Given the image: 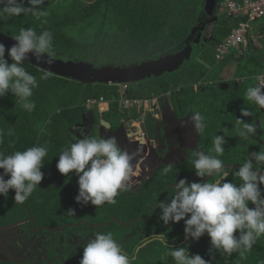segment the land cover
I'll use <instances>...</instances> for the list:
<instances>
[{
  "label": "trees",
  "instance_id": "trees-1",
  "mask_svg": "<svg viewBox=\"0 0 264 264\" xmlns=\"http://www.w3.org/2000/svg\"><path fill=\"white\" fill-rule=\"evenodd\" d=\"M25 5L27 6V0ZM206 6L205 0H45L39 10L0 19V33L12 37L19 34L21 28H32L38 34L47 30L53 35L51 58L55 60H76L96 67H128L179 53L200 32L204 38L205 30L210 25L214 28L209 40L216 46L241 21L247 20L228 19L219 15V11L210 14ZM225 21H231V24L226 26ZM201 23L203 26L198 28ZM5 55L7 58V52ZM231 59L232 57L227 58L219 68ZM204 61L209 63L207 57ZM193 63L188 61L178 71L159 78L129 84L128 95L150 98L168 92L174 94L179 89L173 101L178 98L185 110L199 112L211 125L206 129L208 135L203 137L201 150L210 152L213 138L224 135L227 141L225 152L218 158L225 165L240 167L249 158L250 152L264 150L262 109L248 101L245 95L249 88L245 86L246 83L255 82L259 86L257 77L264 72V47L259 52L246 54L239 59L236 69L238 76L235 80L240 83L227 90L219 88L216 72H209L198 63L192 66ZM210 64L215 65L213 60H210ZM24 67L37 78L39 84L30 98L36 107L28 112L15 102L11 93L0 97V131L4 134L0 152L9 155L34 145H42L47 147L48 154L45 166L41 169L44 179L24 203H15L14 190H9L7 199L0 196V225L18 221L27 215L28 209L31 210L36 224L34 232L27 229L26 234L29 238H47V250L53 264H60L58 256L65 255L61 253L62 249L71 256H77L70 264H79L78 256L82 257L83 254L82 245L96 232L111 233L122 249L130 257H134L132 264H173L171 258L166 256L169 249L163 241L151 239L153 234L162 232L168 235V246L188 245L191 254H200L205 260L211 259V264H264V235L243 256L233 253L231 257H227L215 252L212 258L209 255L211 245L207 234L198 241L190 238L187 240L183 220L178 223L170 222L168 225L159 220V210L154 205L159 201L167 202L175 194L174 187L167 189L168 184H175L180 179H187L191 183V177L196 176L192 166L195 156L190 158L184 168L173 170L168 167L170 171L167 174L164 172L167 166H163L150 181V187L146 185L136 193L128 188L121 191L114 205L105 203L95 207L90 203H77L75 197L78 195V177L59 173L56 167L58 156L65 148L81 139L72 130L81 132L85 129V118L90 110L86 102L93 96L117 100L120 89L117 86L63 78L27 61L24 62ZM45 72L50 73L48 78L40 79ZM201 80L207 82V85L196 92L194 85ZM238 105L248 108L252 116L242 117L241 111L236 110ZM102 117L117 126L120 122L118 103H111L110 111L103 113ZM237 118L256 123L257 131L263 134L241 141L237 136ZM96 136L97 129L92 128L86 137ZM178 152L174 151V154ZM211 154L216 155L214 151ZM254 167L259 169L260 165L254 162ZM2 172L0 169V173ZM8 178L5 176V179ZM215 179L216 177H212L209 182ZM229 179L237 185L241 183L235 175H230ZM70 209L74 210V215L68 212ZM115 218L119 222H113ZM83 220H87L88 224H82L78 228L67 227L63 232L49 229L75 225ZM40 227L47 229L36 233ZM63 236L66 238L65 242L61 241ZM77 236L83 242L80 247L76 242H68V239L75 240Z\"/></svg>",
  "mask_w": 264,
  "mask_h": 264
},
{
  "label": "clouds",
  "instance_id": "clouds-1",
  "mask_svg": "<svg viewBox=\"0 0 264 264\" xmlns=\"http://www.w3.org/2000/svg\"><path fill=\"white\" fill-rule=\"evenodd\" d=\"M44 4L45 0H27V6L25 0H0V19L39 10ZM12 39L16 43L7 50V58L5 45L0 43V97L11 93L16 103L32 112L36 105L30 98L39 84L37 78L26 71L24 62L31 53L36 60L53 63V35L47 30L38 34L32 28H21ZM49 74L45 72L40 79H47ZM123 86H127L128 94L129 84ZM245 95L248 101L264 109V88L249 87ZM241 116L251 117L252 113L246 107L241 108ZM190 123L198 134L205 130V118L199 112L192 113ZM237 125V136L241 141L258 134V126L252 121L237 118ZM3 142L4 134L0 131V144ZM212 143L211 151L216 155H212L211 151L197 150L192 160L195 175L209 179L191 183L187 179L176 181L172 198L167 202L159 201L154 208L159 210V220L164 225L183 220L186 239L198 241L207 234L212 258L215 252L227 257L233 253L243 256L264 235V150L250 152L249 158L238 169H229L218 158L225 152V136L216 135ZM47 154V147L42 145L9 155L0 152V169L3 170L0 173V196L7 199L9 190H14L15 203H24L44 179L41 169L45 166ZM58 157L56 167L59 173L78 177L75 200L83 205L90 203L99 207L105 203L116 204V197L130 185L133 178L132 156L119 146L115 136L79 139ZM254 162L260 165L259 169L254 167ZM168 171L170 169L166 167L165 174ZM230 175L238 177L241 183H233ZM5 176L9 178L5 179ZM211 177L216 179L209 182ZM68 212L75 214L71 209ZM151 239L163 241L169 249L166 256L171 258L173 264H211V259L205 260L200 254H191L188 245L168 246L166 232L153 234ZM82 247L79 264H132L134 259L111 233L96 232Z\"/></svg>",
  "mask_w": 264,
  "mask_h": 264
},
{
  "label": "flooded vegetation",
  "instance_id": "flooded-vegetation-1",
  "mask_svg": "<svg viewBox=\"0 0 264 264\" xmlns=\"http://www.w3.org/2000/svg\"><path fill=\"white\" fill-rule=\"evenodd\" d=\"M195 39L196 37H193L190 43ZM108 85L117 86L120 89L119 99L108 100L105 97H91L92 102L90 100L86 102V106L90 110L88 116L85 118V129L81 132L75 129L71 130L76 137L81 139L85 138L92 128L97 129L96 138L109 137V133H115L120 130L119 134L121 136L120 142H118L120 146V143L125 144V139L122 135V129H124L127 140L129 142H138L140 146L135 153H130L132 156L131 164L133 172V181L130 183L136 182L141 177L150 186V181L163 166L170 167L173 170L184 168L190 158L194 157V152L202 149L203 137L208 135L206 129L208 126L211 127V125L205 120L207 124L205 123L206 127L202 133L198 134L194 130L190 123V116L196 111L192 109L185 110L178 98L176 101H173V97L177 96L176 93L178 91H175L174 94L168 92L161 95H153L150 98H136L125 93L126 89L122 87L123 85ZM101 99L103 102H100ZM136 100L139 103H135ZM123 101H131L132 104L124 107ZM116 102L118 103V113H120V122L117 126L102 117L103 113L110 111L111 103ZM101 105H106V108H103L106 110L101 111ZM163 106L167 108L165 109L166 111L164 110L165 112H167L169 107L172 108L176 120L173 119V116L169 118L163 117L161 114ZM109 117L111 118V116ZM107 123L111 125V128L105 127V131L101 130L102 124L105 125ZM128 123H131L132 127L138 128L137 131L130 132L126 126ZM126 148L131 151L130 144L126 145ZM174 151L179 152L174 154ZM226 167L231 169L233 165H226ZM204 179H207V177ZM195 180L199 179L197 176H192L191 182ZM174 185L168 184L167 189L174 187ZM129 189L134 193L133 188ZM35 224L33 213L28 209L27 215L20 220L0 225V241L2 240L4 243L3 246H0V264H53V259L49 256L47 250L49 245L46 241L47 238L45 236L39 238L37 236H30L29 238V235L26 234L27 229H30V232H34ZM75 225L55 227L60 228V230H55L53 227L49 229L60 232L67 227H80ZM45 229L47 228L40 227L35 232L45 231ZM68 240V242H76L79 247L83 243L80 236H77L75 240ZM61 241L65 242L66 238L64 236L61 237Z\"/></svg>",
  "mask_w": 264,
  "mask_h": 264
},
{
  "label": "water",
  "instance_id": "water-1",
  "mask_svg": "<svg viewBox=\"0 0 264 264\" xmlns=\"http://www.w3.org/2000/svg\"><path fill=\"white\" fill-rule=\"evenodd\" d=\"M217 8L220 10L219 0L218 3L215 0H208L206 9L210 14H213ZM218 10V11H219ZM220 12V11H219ZM261 43V39H257L256 42L253 41L251 43V47L255 45V43ZM264 41V38H263ZM0 43H3L6 48V52L8 49L13 46L16 42L12 39V37L0 33ZM202 34L199 33L196 39L190 43L184 50L179 53L172 54L169 56L161 57L156 60H152L149 62H145L135 66H100L96 67L92 64H88L85 62H78L76 60H70L64 62L62 60H53V63L47 64L42 61L36 60V58L30 53L28 55L27 62L33 64L34 66L48 71L54 75H58L63 78L72 79L78 82L90 83V84H98V85H125L132 84L141 81H145L147 79H154L162 77L165 74L173 73L183 68L188 61H192L197 54L202 50ZM264 45H262L263 49ZM261 49V50H262ZM264 88V87H260ZM111 128L110 124H105L100 127L101 130L105 131L104 128ZM120 130L115 133H109L110 136H115L117 141L120 142ZM107 133V132H106ZM122 135L125 139V144L120 143V147L123 150H126L129 154L135 153L138 149V142H129L127 140V135L124 129H122ZM131 147V151L126 148V145ZM161 151V149H160ZM239 168V167H238ZM231 169H236L235 166L231 167ZM199 180L206 181L207 179L199 178ZM212 178V177H211ZM194 182V181H192ZM87 220H84L82 224L87 223ZM113 222H119L117 218L113 220ZM79 226V225H78ZM55 230H60V228H55ZM188 240V239H187ZM4 243L2 240L0 241V246H3Z\"/></svg>",
  "mask_w": 264,
  "mask_h": 264
},
{
  "label": "rangeland",
  "instance_id": "rangeland-1",
  "mask_svg": "<svg viewBox=\"0 0 264 264\" xmlns=\"http://www.w3.org/2000/svg\"><path fill=\"white\" fill-rule=\"evenodd\" d=\"M206 2L208 1V0H205ZM215 2L216 3H218V0H215ZM223 3V0H221L220 2H219V6H221V4ZM216 12H218V8H217V4H216ZM219 11H221V10H219ZM220 13V12H219ZM219 15H222V16H226L224 13H220ZM229 18V17H228ZM226 22V26H229L231 23H229V22H227V21H225ZM203 26V23H201L200 24V26L198 27V28H200V27H202ZM254 26H255V30H254V34H250V39H249V41L251 42L252 41V37L253 38H258V32H259V30H261L260 28H262V27H264V20H259L258 22H256L255 24H254ZM213 28H214V26L213 25H210V27L207 29V30H205V35H204V38H203V36H202V38H203V40H202V44H203V49H202V51L200 52V53H198L197 54V56L192 60L194 63L192 64V66L193 65H195V64H201L202 66H204L209 72H213V73H217L218 74V78H219V80H218V85H219V88H221V89H223V90H227V88H229L230 86L233 88V87H236L237 85H238V82H239V80H235V78H236V76H238L237 75V73H236V69H237V64H238V62H239V59L241 58V57H243V56H239L238 58H232L229 62H227L226 64H224V66L223 67H220L219 68V66H221V64H218L219 62H217L216 63V61L217 60H215L216 59V55H214V45L212 44V42L213 41H211L210 42V40H209V38H211L212 36V30H213ZM199 31V30H198ZM201 33V32H200ZM202 34V33H201ZM203 35V34H202ZM264 38V37H263ZM263 38H260L262 41H261V43H259V41H258V43H255V45L254 46H250V48L247 50V52H245V54H252V53H254V52H259L261 49H262V45H264V41H263ZM259 39V40H260ZM256 42V41H255ZM234 50H231V52H233ZM207 57V59L209 60V63H206L204 60H205V58ZM204 59V60H203ZM227 59V58H226ZM226 59L224 60V62L226 61ZM210 60H213L214 62H215V65L214 66H212L211 64H210ZM216 67H218V68H216ZM202 71V70H201ZM243 74V73H242ZM242 74H239V75H242ZM231 80H235V81H233V82H231L230 84H228ZM243 80H241V82H242ZM240 83V82H239ZM204 85H205V82L203 81V82H196L195 83V85H194V90L196 91V92H199L200 90H202L203 89V87H204ZM256 85V83L254 82H248V83H246L245 84V86H248V87H254ZM122 87H124V86H122ZM241 87H242V85H241ZM257 87H259V86H257ZM102 106V107H101ZM100 106V110L101 111H104V110H106V109H103V108H106V105H101ZM169 106H171V105H169ZM222 106V105H221ZM221 106H220V108H221ZM235 108V107H234ZM234 108H233V110H234ZM241 108H244L243 106H241V105H238L237 107H236V110L238 111V110H240L241 111ZM165 109H167L166 107H162L161 108V114L163 115V117L164 118H169L170 116H173V119L174 120H176V117L174 116V113H173V110H172V108H170L169 107V109L167 110V112H165L166 110ZM222 109V108H221ZM165 110V111H164ZM229 112V111H228ZM262 115L264 116V110H262ZM161 116V115H160ZM160 118H162V117H160ZM167 120V119H166ZM233 121V120H232ZM264 123V118H263V120H262V124ZM166 125H167V122H166ZM127 129L128 130H130V132H135V131H137V129L138 128H134V127H132L131 126V123H128L127 125ZM170 131V130H169ZM257 133L260 135V134H263L261 131H257ZM132 181H133V179H132ZM146 184L149 186V184H148V182H145V180H143V178H139L138 180H136V182H134V183H130V185L127 187L128 189L129 188H133L134 190V193H136L138 190H140L141 188H145V187H143V186H146ZM140 187V188H139ZM150 187V186H149ZM66 219H68V218H66ZM84 221V220H83ZM83 221H81L79 224H77V225H75V226H81L82 225V222ZM84 224H86V223H84ZM88 224V223H87ZM62 227H64V226H62ZM64 230V229H63ZM63 232V231H62ZM61 253L62 254H64L65 253V255H61V256H58V260L60 261V264H70V262H72V261H74L76 258L75 257H77V256H71V255H69L68 253H66V251H64V249H62V251H61ZM80 259L82 258L80 255L78 256ZM80 259H79V261H80ZM73 264H77V263H73Z\"/></svg>",
  "mask_w": 264,
  "mask_h": 264
},
{
  "label": "built area",
  "instance_id": "built-area-1",
  "mask_svg": "<svg viewBox=\"0 0 264 264\" xmlns=\"http://www.w3.org/2000/svg\"><path fill=\"white\" fill-rule=\"evenodd\" d=\"M221 1V0H220ZM220 13L224 12L233 20L247 18L246 21H241L237 27L230 31V34L215 46L216 62L221 64L226 58L232 57V53L237 51L238 54L234 58L245 55V52L250 48L251 43L257 39L264 37V27L260 28L258 38H253L250 42V34H254V24L259 20H264V0H223L220 6ZM231 50H234L231 52ZM257 82L260 87H264V72L257 77ZM127 93V86L124 87ZM92 102V100H90ZM100 102H103L101 99ZM139 103V101H135ZM131 101H123V106L131 105Z\"/></svg>",
  "mask_w": 264,
  "mask_h": 264
},
{
  "label": "crops",
  "instance_id": "crops-1",
  "mask_svg": "<svg viewBox=\"0 0 264 264\" xmlns=\"http://www.w3.org/2000/svg\"><path fill=\"white\" fill-rule=\"evenodd\" d=\"M222 13H224V12H222ZM225 14V13H224ZM226 15V17L228 18V15L227 14H225ZM229 19V18H228ZM230 23H231V21H230ZM203 45V44H202ZM215 47V46H214ZM202 49H203V46H202ZM202 51V50H201ZM200 51V52H201ZM214 51H215V48H214ZM199 52V53H200ZM235 54L237 55L238 54V52L237 51H234L233 53H232V58L235 56ZM214 55H215V52H214ZM246 55V54H245ZM215 63V62H214ZM217 63V62H216ZM199 82H203L202 80L201 81H199ZM205 82V81H204ZM257 84H258V82H257ZM205 85H207V82H205ZM204 85V86H205ZM254 87H257V85H255ZM260 87V86H259Z\"/></svg>",
  "mask_w": 264,
  "mask_h": 264
},
{
  "label": "bare ground",
  "instance_id": "bare-ground-1",
  "mask_svg": "<svg viewBox=\"0 0 264 264\" xmlns=\"http://www.w3.org/2000/svg\"><path fill=\"white\" fill-rule=\"evenodd\" d=\"M186 122H187V121H186ZM185 124H186V123H185ZM182 128H183V127H182ZM181 132H182V131H181ZM187 135H188V134H187ZM187 135H186V136H187Z\"/></svg>",
  "mask_w": 264,
  "mask_h": 264
}]
</instances>
